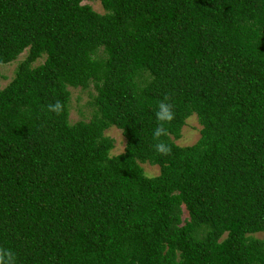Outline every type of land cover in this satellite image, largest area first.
<instances>
[{"label": "trees", "instance_id": "16d2710c", "mask_svg": "<svg viewBox=\"0 0 264 264\" xmlns=\"http://www.w3.org/2000/svg\"><path fill=\"white\" fill-rule=\"evenodd\" d=\"M87 1L0 0V264H264V0Z\"/></svg>", "mask_w": 264, "mask_h": 264}, {"label": "rangeland", "instance_id": "374dc122", "mask_svg": "<svg viewBox=\"0 0 264 264\" xmlns=\"http://www.w3.org/2000/svg\"><path fill=\"white\" fill-rule=\"evenodd\" d=\"M87 3L91 4L94 9L99 12H104V8L99 0H88ZM27 50L23 52L19 58L11 63L0 65V89H3L14 78L18 64L25 59ZM43 59L38 60L35 64H40ZM72 92L71 104H70V121L76 123L80 120H90L94 114V108L90 105L92 96L96 95V90L93 86L89 89H82L81 87H70ZM106 135L112 137L115 140V146L112 150L113 154L122 153L126 146V138L122 131L112 126L106 130ZM200 137V123L196 116L190 117L187 124L183 128L182 138L177 140L181 145H191L195 143ZM146 173L150 176L158 175L160 168L157 165L150 163L142 164Z\"/></svg>", "mask_w": 264, "mask_h": 264}, {"label": "clouds", "instance_id": "9594fccd", "mask_svg": "<svg viewBox=\"0 0 264 264\" xmlns=\"http://www.w3.org/2000/svg\"><path fill=\"white\" fill-rule=\"evenodd\" d=\"M59 109V105L53 106L52 110L57 111ZM157 118L160 121H166V120H171L172 119V113L170 110V106L161 103L159 105V111L157 112ZM162 134V129L158 128L155 131V136L159 137ZM157 150L160 151L161 153H166L169 151V149L164 145V144H158L156 145Z\"/></svg>", "mask_w": 264, "mask_h": 264}]
</instances>
